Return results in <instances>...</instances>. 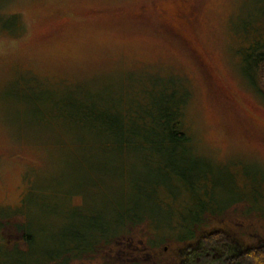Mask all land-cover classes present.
Instances as JSON below:
<instances>
[{"label":"trees","instance_id":"trees-1","mask_svg":"<svg viewBox=\"0 0 264 264\" xmlns=\"http://www.w3.org/2000/svg\"><path fill=\"white\" fill-rule=\"evenodd\" d=\"M257 4V13L233 17L240 44L229 56L264 103V0ZM0 31L20 34L19 16H0ZM66 73L55 79L11 69L0 81V131L10 141L0 159L22 166L13 201L7 194L0 201V264H70L140 226L149 249L187 245L235 205L241 219L254 217L264 228V163L218 161L201 150L186 126L185 75L124 57ZM5 229L19 241H8ZM223 234L201 236L199 252L186 248L182 264L205 257L208 264H264V246Z\"/></svg>","mask_w":264,"mask_h":264},{"label":"rangeland","instance_id":"rangeland-1","mask_svg":"<svg viewBox=\"0 0 264 264\" xmlns=\"http://www.w3.org/2000/svg\"><path fill=\"white\" fill-rule=\"evenodd\" d=\"M258 2L8 0L0 16L17 14L22 31L9 36L0 31V81L11 69L57 79L62 78L58 77L60 72L81 74L93 64L110 66L118 57L132 66L166 64L189 80L186 126L201 144L199 148L218 161L235 159L233 162L243 163L236 159L243 158L264 163V103L240 79L229 56V48L240 44L231 35L238 29L232 25L233 17L250 10L257 13ZM253 23L254 29L261 26ZM8 136L0 131V153L9 151ZM21 170L15 160L0 159V201L5 194L8 201H13ZM241 211L240 205L233 206L223 220L211 223L187 245L167 243L160 249H149L145 229L140 226L126 238H118L70 264H182L186 248L194 255L199 252L196 247L201 236L216 231L224 233L221 240L233 237L237 242L264 246L260 221L254 217L241 219ZM15 221H5V225ZM6 229L8 241H19L18 233ZM201 258L196 263H201ZM208 258L201 264H208Z\"/></svg>","mask_w":264,"mask_h":264}]
</instances>
